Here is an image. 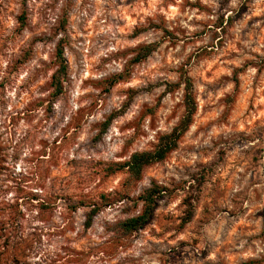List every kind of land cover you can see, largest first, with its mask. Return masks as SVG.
<instances>
[{
    "label": "rangeland",
    "instance_id": "374dc122",
    "mask_svg": "<svg viewBox=\"0 0 264 264\" xmlns=\"http://www.w3.org/2000/svg\"><path fill=\"white\" fill-rule=\"evenodd\" d=\"M182 72L192 123L129 179L184 113ZM0 264H264V0H0Z\"/></svg>",
    "mask_w": 264,
    "mask_h": 264
},
{
    "label": "trees",
    "instance_id": "16d2710c",
    "mask_svg": "<svg viewBox=\"0 0 264 264\" xmlns=\"http://www.w3.org/2000/svg\"><path fill=\"white\" fill-rule=\"evenodd\" d=\"M156 48V44H148L141 48L140 52L134 59V62H141L149 57V55ZM56 57L58 61V68L51 76V86L53 87V96L56 97L62 92V81L65 74V64L62 54V49L60 46L56 49ZM121 76L117 75L109 81V86H113L118 81L121 80ZM180 81L183 84V105L184 113L180 118L177 125L166 134L161 135L158 138L157 144L150 151H140L134 152L130 155L128 160L123 162L120 165L116 166L115 170H125L128 174L129 179L134 181L140 179L143 169L147 166H150L155 163H159L165 160L169 153L174 151L177 148L178 142L181 137L187 132L189 126L192 123V117L195 113V102L193 98V85L191 79L182 72L180 74ZM108 125V124H107ZM103 125L104 130L107 126ZM166 189L157 185L151 184L150 187L145 189L139 199L143 202V210L137 216L128 218L121 222V229L125 232L131 233L140 229L145 224L148 223L156 205V200L160 198ZM187 210L186 218L184 222H188L192 215L191 205L186 201ZM99 211L97 206H93L89 211L86 218V227L90 226L92 217Z\"/></svg>",
    "mask_w": 264,
    "mask_h": 264
}]
</instances>
